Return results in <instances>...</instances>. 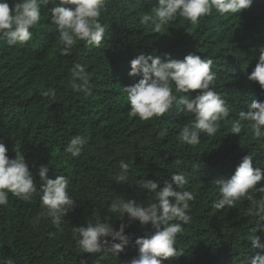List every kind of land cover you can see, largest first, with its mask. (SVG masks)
<instances>
[{"label":"trees","instance_id":"obj_1","mask_svg":"<svg viewBox=\"0 0 264 264\" xmlns=\"http://www.w3.org/2000/svg\"><path fill=\"white\" fill-rule=\"evenodd\" d=\"M8 2L11 7L16 0ZM156 5L158 0H109L102 14L106 26L102 47L79 42L70 56L60 54L48 11L52 5L42 7L41 21L31 29L29 42L9 46L0 40V142L10 158L15 157V145L24 151L37 184L40 166L48 167L50 178L66 176L76 200L60 231L50 218L41 217L33 225L43 212L38 196L26 203L10 195L8 205L0 206V264L8 258L12 264H130L139 255L136 238L154 229L151 224L130 222L127 215L118 219L107 212V206L115 198L148 206L153 196L136 181L152 180L162 188L174 172L185 174V187L196 199L191 202L192 220L177 237L183 254L164 264H250L261 252L251 245L255 220L244 215L248 202L241 199L233 208L218 210L212 201L219 195L214 180L230 178L244 156L252 153L254 166L264 167V138L254 139L249 128L239 135L230 133L247 103L264 101V88L248 80L258 63V49L264 46V0H254L240 14L221 16L213 10L198 25L177 17L159 33L140 23ZM142 53L165 60L168 56L182 60L189 54L213 60L215 88L231 109L215 136H202L194 147L179 143L180 130L193 117L175 108L149 121L129 116L123 86L141 78L129 72L131 60ZM76 63L90 73V96L70 86V69ZM49 88L55 89L54 97L44 95ZM162 129H168L163 138ZM77 134L88 143L79 157H71L65 145ZM121 160L130 165L129 181L123 184L114 180ZM95 213L102 219L110 216L108 222L116 230L121 223L128 225L125 233L131 243L119 257L101 260L77 247L74 228L86 227ZM256 235L264 243V230Z\"/></svg>","mask_w":264,"mask_h":264},{"label":"clouds","instance_id":"obj_2","mask_svg":"<svg viewBox=\"0 0 264 264\" xmlns=\"http://www.w3.org/2000/svg\"><path fill=\"white\" fill-rule=\"evenodd\" d=\"M109 0H16L10 7L8 0H0V40L9 46L23 45L33 37V29L41 21L42 7L48 8L51 21L56 26L57 40L61 55L70 56L78 45L102 47L106 39V26L102 14ZM151 3V0H149ZM254 0H158V5L141 17L140 23L150 25L159 33L170 21L181 17L191 25H198L202 17L212 14L213 10L221 16L240 14L249 9ZM258 63L248 75V80L258 82L264 88V46L259 49ZM129 76L141 77L130 86H123L128 104L129 116L140 121L164 117L172 109H178L190 117L180 130L177 140L188 146H197L202 136L213 137L220 131L221 122L229 118L231 109L215 88L217 73L213 70V60L196 54H189L182 60H165L157 55L140 54L130 62ZM70 86L79 93L92 94L91 76L85 65L76 63L70 69ZM174 86V91H173ZM200 90L195 96L192 93ZM55 89L49 88L44 95L55 96ZM245 128L251 129L254 139L264 138V101L252 99L246 110L231 125L230 133L241 134ZM168 129H162L159 137H166ZM88 143L84 135L73 136L65 145V152L71 157H79ZM15 157L10 158L8 148L0 142V206L9 203L10 195L24 202L39 197L43 212L33 220L35 226L41 217L50 218L51 223L60 231L65 217L75 208L76 200L69 191V179L58 175L54 179L48 175L46 166L39 168V184L34 180L25 153L19 146L14 147ZM251 153L242 158L230 178L214 180L219 195L212 201L218 210L233 208L241 199L248 202L244 213L255 220L251 228L252 248L264 252V243L256 235L264 230V167L254 166ZM176 164H180L177 159ZM130 178V165L120 161L119 171L114 180L126 183ZM188 179L183 172L172 173L171 182L165 181L160 187L157 182L138 179L135 185L151 193L153 199L145 206L142 202L126 198H115L107 206V212L123 220L127 215L130 222L141 225L151 224L153 232L136 238L139 255L130 264H164L183 254L177 247V237L184 226L192 220L191 202L196 199L193 191L187 190ZM88 220L87 226L75 227L76 244L81 253L98 255L103 260L119 254L131 243L125 233L128 225L120 224L116 230L98 213ZM111 238V239H109ZM119 241V242H117ZM257 252L250 264H264V254ZM12 264V259L3 260Z\"/></svg>","mask_w":264,"mask_h":264}]
</instances>
